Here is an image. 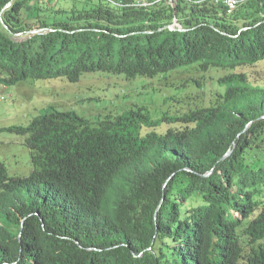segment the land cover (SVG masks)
I'll return each mask as SVG.
<instances>
[{
    "label": "trees",
    "instance_id": "16d2710c",
    "mask_svg": "<svg viewBox=\"0 0 264 264\" xmlns=\"http://www.w3.org/2000/svg\"><path fill=\"white\" fill-rule=\"evenodd\" d=\"M233 1L0 0V85L105 75L158 101L7 129L34 168L0 161V264H264V0Z\"/></svg>",
    "mask_w": 264,
    "mask_h": 264
},
{
    "label": "rangeland",
    "instance_id": "374dc122",
    "mask_svg": "<svg viewBox=\"0 0 264 264\" xmlns=\"http://www.w3.org/2000/svg\"><path fill=\"white\" fill-rule=\"evenodd\" d=\"M260 69L264 73V63ZM143 84L148 90L153 87L151 81L139 79L129 82L121 77L105 75H89L76 84L56 79L27 80L13 87L0 85V96L5 98L2 101L0 97V161L7 175L28 176L34 168L30 151L24 145L25 138L7 131L8 128L26 127L33 117L53 107L60 111L72 110L89 120L115 112L118 114L133 103L148 105L154 111L158 109V101L140 88ZM139 93H142L141 97Z\"/></svg>",
    "mask_w": 264,
    "mask_h": 264
},
{
    "label": "built area",
    "instance_id": "2783aa9c",
    "mask_svg": "<svg viewBox=\"0 0 264 264\" xmlns=\"http://www.w3.org/2000/svg\"><path fill=\"white\" fill-rule=\"evenodd\" d=\"M214 1L215 2H217V1L223 2L226 5V7L229 9L227 14L231 13V11L234 9L235 4H236L235 1H233V0H214ZM0 97H2V96H0ZM2 99H3V97H2Z\"/></svg>",
    "mask_w": 264,
    "mask_h": 264
},
{
    "label": "water",
    "instance_id": "95a60500",
    "mask_svg": "<svg viewBox=\"0 0 264 264\" xmlns=\"http://www.w3.org/2000/svg\"><path fill=\"white\" fill-rule=\"evenodd\" d=\"M4 27H5V26H4ZM170 29H172V28L170 27ZM40 31H41V30H40ZM40 31H34V32H32V34L38 33V32H40ZM207 175H209V174H207ZM207 175H206V176H207ZM23 221H24V220H23ZM23 221H22V222H23ZM20 236H21V234L18 235V239H19V240H20Z\"/></svg>",
    "mask_w": 264,
    "mask_h": 264
}]
</instances>
